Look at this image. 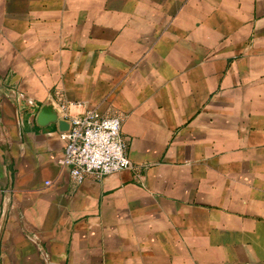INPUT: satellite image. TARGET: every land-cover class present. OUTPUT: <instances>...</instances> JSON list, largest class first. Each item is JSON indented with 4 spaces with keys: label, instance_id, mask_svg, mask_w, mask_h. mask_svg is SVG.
<instances>
[{
    "label": "crops",
    "instance_id": "obj_1",
    "mask_svg": "<svg viewBox=\"0 0 264 264\" xmlns=\"http://www.w3.org/2000/svg\"><path fill=\"white\" fill-rule=\"evenodd\" d=\"M49 102L132 167L73 179ZM0 264H264V0H0Z\"/></svg>",
    "mask_w": 264,
    "mask_h": 264
},
{
    "label": "built area",
    "instance_id": "obj_2",
    "mask_svg": "<svg viewBox=\"0 0 264 264\" xmlns=\"http://www.w3.org/2000/svg\"><path fill=\"white\" fill-rule=\"evenodd\" d=\"M59 108L62 118L71 122L69 130L61 133L65 147L59 161L69 169L73 179L78 182L88 177L101 179L132 167L119 116L96 110L73 116L66 102Z\"/></svg>",
    "mask_w": 264,
    "mask_h": 264
},
{
    "label": "water",
    "instance_id": "obj_3",
    "mask_svg": "<svg viewBox=\"0 0 264 264\" xmlns=\"http://www.w3.org/2000/svg\"><path fill=\"white\" fill-rule=\"evenodd\" d=\"M37 120L41 125H46L50 121L57 122L59 129L62 131L69 130L71 125L70 120L62 118L61 111L54 105L53 102H49L41 108Z\"/></svg>",
    "mask_w": 264,
    "mask_h": 264
}]
</instances>
